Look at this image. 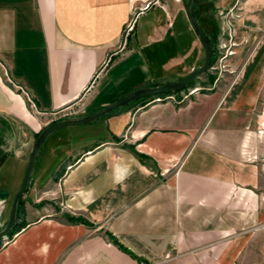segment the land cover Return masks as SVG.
Instances as JSON below:
<instances>
[{
    "label": "crops",
    "instance_id": "obj_1",
    "mask_svg": "<svg viewBox=\"0 0 264 264\" xmlns=\"http://www.w3.org/2000/svg\"><path fill=\"white\" fill-rule=\"evenodd\" d=\"M245 1L231 85L180 103L132 100L47 134L19 228L0 238V264H261L264 0ZM186 2L0 0V229L52 119L93 113L203 62Z\"/></svg>",
    "mask_w": 264,
    "mask_h": 264
},
{
    "label": "rangeland",
    "instance_id": "obj_2",
    "mask_svg": "<svg viewBox=\"0 0 264 264\" xmlns=\"http://www.w3.org/2000/svg\"><path fill=\"white\" fill-rule=\"evenodd\" d=\"M186 1L187 0H182L183 3H185ZM245 2H246L245 0H198L197 1V3H198L197 4V16H198V19L200 20L201 25L203 26L204 30L206 31L207 36L211 40L212 48H213L212 56L214 55V60L213 61L211 60V64L205 72L207 73V71H210L212 74H208L207 79H205L208 84L196 83L195 81L198 79V76H196L195 78H193L191 80L193 82L190 85H187L182 89H178V90L170 93L174 96V99L169 96L170 94H167L164 96H166L168 99L172 100L175 103H180L184 99L188 98L191 94H194L195 92H197L200 89H204V88H210L211 89L212 87H215L216 84H218L220 86L226 85L227 87L232 84V82L235 80V77L237 75V67H233L231 65L229 57L236 53L238 47L240 46V44L244 40L243 30L241 28L240 23L243 21V19L245 18V15L247 13ZM131 30L128 31V33L125 35L124 39L123 38L121 39L119 46H121V47L124 46L125 40L127 39ZM263 31H264V29H263ZM223 42H225L226 45L231 43V49L233 50V53L227 55L225 57V59L219 60L220 54H223V52H225L224 51L225 48L220 49V44H222ZM233 43H234V45H233ZM110 55H111V53L108 55V58L106 59L107 61L104 65L107 64L108 60L110 59ZM219 71H220V73H219ZM205 72H203V73H205ZM218 73L220 75L217 76ZM216 77H218L217 80H215ZM195 86H197L198 88L195 89L194 92L188 94L187 97L183 98L184 93H187V91L190 88H193ZM132 90H134V89H132ZM132 90H130V91H132ZM130 91H128L127 93H129ZM127 93H125V94H127ZM162 97L163 96H158L155 99H159ZM27 100H28V98H27ZM28 102H29V100H28ZM29 106L32 109H34L30 105V102H29ZM34 110H36V109H34ZM71 113L72 112H70V111H66V112H63V114H61L59 116L63 117L61 119L71 118V116H70ZM57 120H60V119L54 118L49 123H52V122L57 121ZM48 124H46V125H48ZM37 135H38V133H37ZM253 258H255V257H253ZM259 262H260L259 258H256V262L254 264H259ZM261 264H264V258L263 257L261 260Z\"/></svg>",
    "mask_w": 264,
    "mask_h": 264
},
{
    "label": "water",
    "instance_id": "obj_3",
    "mask_svg": "<svg viewBox=\"0 0 264 264\" xmlns=\"http://www.w3.org/2000/svg\"><path fill=\"white\" fill-rule=\"evenodd\" d=\"M197 1L198 0H187L186 7H187V12H188V16H189V19L191 21V24L195 28L203 46H204L205 56H204L203 62L199 66L188 71L185 75L179 77L178 79L171 80V81H168L166 83H162V84L155 85V86H149V87H145V88L134 89V90L130 91L129 93L123 95L122 97H120L116 101H114V102L104 106L103 108L99 109L98 111H95L93 113L87 114V115L82 116V117H71V118L60 119V120L54 121V122L49 123L48 125L44 126L41 129V131L38 133V135L36 136L32 146H31L30 153H29L28 160H27V164H26V167H25L22 179H21L20 186L12 197L7 222L4 225V227L2 229H0V238L1 239H5L6 237H8V233H9L10 229L12 228V225L15 222L18 199L20 198V196H22V194L27 189V185H28V181H29V175H30V171L32 168L34 158H35V154H36L37 149L40 146L41 142L45 139V137L47 136V134L50 131H52L54 128H57L59 126L65 125V124L90 121V120H92V119H94L100 115L106 114L110 110H112L116 107L122 106V105L126 104L127 102L134 100L138 97L151 95V96H154L153 98H156L159 96L158 94L161 92L176 91L178 89H182L185 86H187L193 78H195L196 76L205 72L209 68V66L211 64V60H212L213 49H212V45L209 41V37L207 36L202 25L199 23V21L196 18L195 11H196L197 4H198ZM7 74L9 75L8 72H7ZM14 82L16 84L20 85V83H18L16 81H14Z\"/></svg>",
    "mask_w": 264,
    "mask_h": 264
},
{
    "label": "built area",
    "instance_id": "obj_4",
    "mask_svg": "<svg viewBox=\"0 0 264 264\" xmlns=\"http://www.w3.org/2000/svg\"><path fill=\"white\" fill-rule=\"evenodd\" d=\"M148 4H149V2H146V3L144 4V6H148ZM136 14H137V12L134 13V14L131 16V18L129 19V21L126 23L125 28H124V30H123V34H122V38H123V39L125 38V35L128 33V31H130V30L132 29V27H133V22H134V20H135V16H136ZM123 41H124V40H123ZM233 45H234V43H233ZM221 48H225V50H224L225 52H223V54H220V56H219V60H220V59H225V57H226L227 55L233 53V50L231 49V43H229L228 45H226L225 42H223L222 44H220V49H221ZM106 61H107V60L104 61L103 65L106 63ZM219 73H220V71H219ZM219 73L217 74V76L220 75ZM217 79H218V77L215 78V80H217ZM231 82H232V81H231ZM231 82H230V83H231ZM197 88H198L197 86H195V87H193V88H190V89L187 91V93H184L183 98L187 97L188 94L194 92L195 89H197ZM169 96H170L171 98L174 99V96H173L172 94H170ZM27 98H28V100H29V102H30V105H31L34 109L37 110V107H36V104H35L34 100H33L29 95H27ZM13 235H15V233H14ZM9 239H10V238H8V237H6L5 239H3V243L8 242Z\"/></svg>",
    "mask_w": 264,
    "mask_h": 264
},
{
    "label": "trees",
    "instance_id": "obj_5",
    "mask_svg": "<svg viewBox=\"0 0 264 264\" xmlns=\"http://www.w3.org/2000/svg\"><path fill=\"white\" fill-rule=\"evenodd\" d=\"M195 15H196L197 20H198L199 23H200V20L198 19V16H197V8H196V11H195ZM200 24H201V23H200ZM202 27H203V26H202ZM203 29H204V28H203ZM204 31H205V30H204ZM205 32H206V31H205ZM206 34H207V33H206ZM209 41H210V43H211L210 38H209ZM211 45H212V43H211ZM212 49H213V48H212ZM213 60H214V55L212 56V61H213ZM192 82H193V81H191L188 85H190ZM172 92H174V91L161 92V93H159L158 95H159V96H164V95L170 94V93H172ZM153 97H154V96L146 95V96L138 97V98H136V99H134V100H139V101H142L143 103H145V102H147L149 99H151V98H153ZM131 101H132V100H131ZM20 202H21V197L18 199V203H17L16 219H15V222H14V224L12 225V228L10 229L8 235H11L13 232H15V231L19 228V225H18V222H17V216H18V214H19V210H20V206H19ZM109 236L111 237L112 241H113L114 243H116L121 249H123V250H125V251H128L127 248L123 247L120 243H118V242L114 239V237H112V235H111L110 233H109Z\"/></svg>",
    "mask_w": 264,
    "mask_h": 264
}]
</instances>
